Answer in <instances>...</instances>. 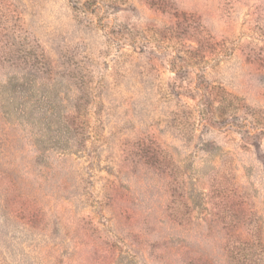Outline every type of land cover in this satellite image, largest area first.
Wrapping results in <instances>:
<instances>
[{
	"label": "rangeland",
	"instance_id": "374dc122",
	"mask_svg": "<svg viewBox=\"0 0 264 264\" xmlns=\"http://www.w3.org/2000/svg\"><path fill=\"white\" fill-rule=\"evenodd\" d=\"M0 264H264V0H0Z\"/></svg>",
	"mask_w": 264,
	"mask_h": 264
},
{
	"label": "trees",
	"instance_id": "16d2710c",
	"mask_svg": "<svg viewBox=\"0 0 264 264\" xmlns=\"http://www.w3.org/2000/svg\"><path fill=\"white\" fill-rule=\"evenodd\" d=\"M79 1H80V0H79ZM78 4L80 5V3H78ZM260 133H261V132H259V134H257V133L252 134V133H250V131H245V132H244V134L247 135V136H248V135H249V136H252V137L255 136V139H256V140L259 139ZM256 134H257V135H256Z\"/></svg>",
	"mask_w": 264,
	"mask_h": 264
}]
</instances>
